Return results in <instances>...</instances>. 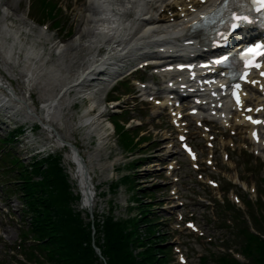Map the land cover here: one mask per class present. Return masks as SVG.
Listing matches in <instances>:
<instances>
[{"label": "rangeland", "instance_id": "1", "mask_svg": "<svg viewBox=\"0 0 264 264\" xmlns=\"http://www.w3.org/2000/svg\"><path fill=\"white\" fill-rule=\"evenodd\" d=\"M31 1L35 2V4L30 8ZM59 1V2H58ZM53 0V5L56 7L54 11L52 12L51 19H43L41 18V21L43 25H46L48 30L43 31L44 32V37H48L52 35L54 39H56L57 42H62L63 45L66 48H70L71 45H75V40L77 38V44H84L82 41L81 34L84 30L83 26L87 24L85 22V18L87 17V7H88V1L89 0H84V6L79 7L77 10V2L73 0ZM58 2V5L57 3ZM37 4H48V0H0V24L3 22V20H7V23L12 24L15 26L17 29L16 30H23L26 31L27 29H30L28 25L21 20L19 16L23 13H29V19L33 21L32 16L35 18H40L42 16V12H32V9L35 7L39 9ZM81 4V2L79 3ZM78 4V5H79ZM4 6V8L2 6ZM8 7V9L6 8ZM37 9V11H38ZM11 12V13H10ZM32 12V16H31ZM15 13V15H13ZM35 20V19H34ZM34 22V21H33ZM35 22H38L35 20ZM34 22V23H35ZM38 25L37 23H35ZM42 26V25H38ZM57 29H55L54 27ZM27 27V29H26ZM42 28H37L33 29L32 31H29L28 34L29 36L34 35L33 38H37L38 35L40 34V31ZM82 29V31H80ZM49 32V33H47ZM68 32H71L73 35L68 38ZM42 41V39H41ZM43 43V41H42ZM41 43V44H42ZM38 44V45H41ZM48 47H50L48 45ZM63 50V49H62ZM53 51V50H52ZM48 53L50 52V57H48V60L50 63L53 61V55L50 50L47 51ZM85 51H73L71 49H67V51H63L61 54V57L64 59L62 61L63 63V70L60 72V74L68 79L76 78L77 77V65L76 67L73 66L74 63L77 62V56H79L80 59L83 58ZM55 54V53H54ZM59 55V54H58ZM56 56V55H55ZM57 58V56H56ZM0 67L3 68V66L0 64ZM17 70V69H16ZM20 70V78H21V84L20 88L21 91L23 92L24 90V85H23V79L25 78V74L22 70V66L19 68ZM18 71V70H17ZM22 71V72H21ZM7 73V72H6ZM16 75V74H15ZM26 79V78H25ZM24 79V80H25ZM44 79V83H46L51 79L50 77H46V73L43 72L41 75V79H38L37 81H32V86L34 88V94H33V109L36 110L41 107L40 103L44 99L42 98L41 94L38 92V88L42 87V85H39V82ZM17 81L13 82L15 85ZM14 85V86H15ZM56 86V89H55ZM124 88H117L118 90H114L110 93V96L112 97L113 100L120 99V106L114 110V113L120 114V117H118V120H114L111 115H105L104 112V107H106V104L103 103L106 91L99 92L96 89L97 93H94L93 97L97 100V107L95 111L91 114L92 117H95L98 115L100 112L102 113V120L100 121L102 124L99 126V130L95 129L94 132L90 134H86L87 128L84 127H79L78 123V118H80L81 112L83 108H86L90 105V101H85L83 103V100L78 102L76 106L73 107L72 102L68 101L66 103H59L55 105L56 107L53 108L52 111V116H54V120L57 121L54 123H58V126L66 139L74 140L73 142L76 143L77 147L80 149L82 152L83 157L88 163L89 166V171L92 173L93 177V184L96 189V193L98 194V198H94V206L88 210L85 208V206L82 204L81 199L77 200V203H73V208L81 214L84 223L86 225L92 223V222H98L100 225L103 224V221L105 217L109 214L108 211L111 209L112 215L114 218L117 220H122L125 221L129 217L133 218L135 217L134 215L138 212L137 209V203L142 204L143 202H146L149 204L151 207L152 204H155L151 210L154 213V216L157 221H159V218L165 217L166 221L165 224L166 226L164 229H160L157 233L158 236L162 234H168L171 236L169 240L167 241V244H175L178 242L177 238L172 235V227L174 225L170 221V213H171V208L172 205L169 203L171 199L169 196L165 193V187H168V184L163 181V179L160 177L159 172H160V165L158 163H153L152 165L148 164L147 162L144 163V165L140 168H136L135 166L132 167V161L137 160L133 156H129L130 154L128 153L129 151V146L126 147L125 144L127 142L131 144V142H135L134 137L139 139V137L142 136H147L153 141L156 138L150 137L147 135L149 132L145 128H143L142 125H138L137 127L136 124L139 122L138 118L141 116L144 117H150V114L152 113V109L148 108L147 105H142L137 103V105H134V103L131 101V97L136 96L132 93V86L131 84H125ZM130 86V87H129ZM50 87L55 89L54 95L58 92L59 84L56 85L50 84ZM52 89V90H53ZM125 93V94H123ZM53 95V96H54ZM83 95H77V98H83ZM31 100L29 99V103ZM67 104V105H66ZM66 105V108H65ZM62 107V110H59ZM145 107V108H143ZM65 108V109H64ZM62 111L63 115L61 117H57V112ZM72 112V113H71ZM59 114V113H58ZM164 115V114H163ZM7 116L4 112H0V119L3 118L5 121H7L8 124L12 125V120L11 119H6ZM133 119V121L131 119ZM138 119V120H137ZM77 120V121H76ZM165 115L163 116L162 122L163 126L165 123ZM132 121V122H131ZM148 121V120H146ZM120 124H123L125 128H122ZM139 124V123H138ZM156 126H161L156 124ZM100 127H105L109 131L108 137H104V139H100V133L103 134L104 132L100 129ZM109 127V128H108ZM31 130H34L36 133H40L36 136L43 137V139L52 137V135L48 132L43 130L44 128L40 127V125L37 124V126H29ZM75 128H77L75 130ZM126 130L131 131L130 132H125ZM33 131V132H34ZM106 131V130H105ZM34 132V133H35ZM44 134H41V133ZM100 132V133H99ZM107 132V131H106ZM137 134V135H135ZM7 135V132H6ZM194 137V135H193ZM58 138L54 139H49V140H44L46 143L51 142L52 147H56ZM85 139V140H84ZM141 141V140H140ZM149 141V142H150ZM127 144V145H129ZM148 143L141 144L137 148H133L135 150H138L139 148L142 147H147ZM64 145V144H63ZM92 145V147L90 146ZM61 151L62 157H64L63 161V167L65 169V172L69 175V183L71 184L73 195L77 197L79 195V187L77 180L73 176V172L75 170L74 165L72 164V149L70 146L64 148V149H59ZM139 151V150H138ZM139 153H146L145 155L142 156H156L159 155L158 151H148L145 152L139 151ZM121 158H123L121 160ZM180 159L183 160V157H180ZM244 160H248L249 165L248 167H240V174L247 176L250 169V172L255 173V179H260V171L258 167L255 164V161L247 154H243L241 156V163L243 166ZM185 162V161H183ZM237 174L236 170L230 174V176H235ZM133 185H137L135 188ZM153 187H155V192H153ZM141 190H145L144 192ZM141 192V193H139ZM154 193V198H151L150 195L151 193ZM99 194L101 195L99 197ZM142 195V196H141ZM81 198V197H80ZM136 199L137 202L134 200ZM254 201L257 199L254 198ZM99 202V203H97ZM97 203V204H96ZM84 207V208H83ZM149 207V208H150ZM130 208H134L130 210ZM149 208L147 209L146 213L148 216ZM41 211H35V210H30L28 212V216L25 218V220L28 222V227L30 228L31 231V223L33 222V226H35V231L34 235L36 236H41L45 232L46 229L42 225H39V221L37 220V215ZM93 212L96 219H92L90 217V213ZM89 213V214H88ZM87 214V215H86ZM98 217H97V216ZM23 213L22 215L17 213L14 224L13 223H7L4 227H0L2 234L0 235V259L6 258V253L9 248L14 247L16 244H22L21 248L22 251L28 252L29 247L26 246L24 243L28 242L31 239V234L27 230V225L25 223V220L23 218ZM34 216V217H33ZM86 219V220H85ZM160 222L162 223L163 220L160 219ZM205 222V221H204ZM239 222H237L238 224ZM262 230L264 231V221L262 222ZM255 225V224H254ZM249 228V224H247ZM259 227V226H258ZM4 228H6V231H4ZM208 228V227H207ZM22 230H26L23 232ZM250 230V229H249ZM213 237H215L214 240H212L213 244L208 242L207 240H202L199 241V247L197 246L196 239L193 238L191 241L192 245L195 246L197 249V252L193 251L191 252V246L188 244H184L186 249H190L189 253L191 254L192 260L194 264H200V258L202 256L206 257L207 261L209 264L212 263V259H215L218 256V252L221 250V243H217V238H220V234L217 231H213ZM162 233V234H161ZM160 234V235H159ZM244 236H239L237 238V241L242 244V241L244 240ZM263 239V238H262ZM164 240V237L162 238ZM190 243V242H189ZM190 243V244H191ZM166 245V243H165ZM19 246V245H17ZM241 252V250H240ZM242 253V252H241ZM216 256H212V255ZM176 258V256H175ZM18 259L21 261V264H26V258L23 256H19ZM248 259V255L242 256V259L240 261L245 262ZM19 264V263H18Z\"/></svg>", "mask_w": 264, "mask_h": 264}, {"label": "bare ground", "instance_id": "2", "mask_svg": "<svg viewBox=\"0 0 264 264\" xmlns=\"http://www.w3.org/2000/svg\"><path fill=\"white\" fill-rule=\"evenodd\" d=\"M170 2H172V4L175 3L177 6H181L180 15L182 14V12L185 13V17L179 18V21H176V25L170 24L166 19L157 18L155 14L156 7L163 8L165 6H168ZM205 5L206 4H202L200 0H89L88 9L92 13V17L89 21L90 29L89 33L87 32V35H89V37L91 38L93 37V39L89 41L88 45H81V43L77 44V41L75 40V45H71L70 48L68 47L65 49V46L63 45L57 46L56 43H50L54 49H63L62 52L67 51V49H71L76 52L85 51L83 58L80 59L79 56H77V62L73 64L74 67H76L77 65L78 68L77 77L72 78L73 80L71 79L69 81L64 80L62 75H58V72H60V67L56 68L53 65H47L46 63H44L45 54L43 51L46 48L43 49L40 47V45L38 46V41H20V38H22V34L20 32L12 35L15 41L18 42L16 46H20L21 48L20 52L23 51L25 53V61L22 60L21 56H19L18 53V55L16 54L18 48L14 47L12 51H8L6 48L7 44L2 43L1 47L3 50V54L8 59H4V56L0 55V64L8 72L7 75L11 76V80L15 78L17 79V77L15 76V72L20 65L22 66L25 78H29L31 76L29 79L36 78L35 81H37L38 79H41V75L43 72L46 73V77L51 78L48 82L46 80V83H44V79L39 82V85H42V87L38 88V92L42 95V98H45L42 102L43 107L41 109V112L39 113L32 111L31 107L27 104V92H22L21 90L18 91L14 87L15 84L9 79L6 74H4L3 71L0 70V86L7 90V95L9 96L10 100H13L14 104H19V102H17V100H19L22 103L21 107H24L26 109L29 107V110H31L35 114L34 117L30 114L31 117H33L34 119H38L44 125H48L52 129V132H54L55 135L59 137V142L64 144L66 143L71 147V158L79 164V172L82 175L81 178L82 182L84 183V186L81 184L82 191H85V193L88 192V194H86L85 196L88 204H91V199L93 198L92 195L94 194V184L92 183L88 163L86 160H84L85 158L83 157L82 152L77 149V147L74 148V140L72 141L70 139H66L65 136H63L61 130H59L58 124H55L53 122L54 116H52V110L54 104L58 101V99L60 103L67 102L68 99L71 100L72 98L73 100L77 99L78 101H81V99L77 97H72L74 93H76L77 95L81 94L85 96L83 98V103L85 101L91 102L90 105L85 108L86 110H83L81 112V125L88 129L86 134L94 132L95 129L99 130V126L102 124L100 121L102 120L103 115L100 112L95 117H92L91 114L94 112V108L97 107V103L93 98H91L95 90L91 93H88V90L93 87L91 82L98 81V79L100 78L98 77V75L103 74L101 69H103L105 65H113V68L119 67V65H121L127 58H131V55L134 52H141L144 49L145 52H147L146 48L152 45V38L154 35L153 33H148L147 30L142 34H140L139 32L144 25H149L148 23L150 22L152 24L165 23L166 26L163 33L164 37L162 38H164V42L167 43L166 45L173 48L182 46L181 42L189 40L183 39L184 37L180 36L181 34H184L188 31V29L184 25L185 18H189L195 15L199 10L203 9ZM190 6H192L195 11H191L189 9ZM2 7L4 8V6ZM6 8L8 9V7ZM21 20H28L26 14ZM25 21L24 23H26ZM27 25L30 28V31H32L36 27L32 23ZM7 27L9 26L6 25V36L8 37L10 35V30ZM3 34H5V30L3 28H0V39ZM42 36L43 34L41 33L37 38H42ZM160 37L161 35L155 37V40ZM32 39L37 40L36 38ZM40 56L43 57L44 65H42L41 62L37 60ZM58 57L60 59L62 58L60 55H58ZM114 62L115 64H113ZM86 64H88V68L83 69V66H85ZM113 74H109V78H112ZM18 75L20 76V72H18ZM5 80H7L8 83H5ZM57 82L61 85V92L56 93L53 96L52 92L54 91V89L52 90L50 84H54ZM17 84L20 85L21 81H17ZM100 85L101 83H98L96 87ZM102 87L103 86H100V88ZM64 92L65 94L62 96ZM3 101V103L6 104V108L11 109V107H9L6 103L7 100L3 98ZM74 102L76 103V101ZM4 104L0 103V112H4L5 110L10 115L8 110L5 109ZM62 115L63 114H58L57 112L58 118ZM100 129L104 132L103 134L99 132L101 136L100 139L102 140L104 139V137H108L109 131L107 130V128L100 127ZM81 158L83 159V161ZM73 176L77 179V172H73ZM140 209L145 210V206L140 205Z\"/></svg>", "mask_w": 264, "mask_h": 264}, {"label": "trees", "instance_id": "3", "mask_svg": "<svg viewBox=\"0 0 264 264\" xmlns=\"http://www.w3.org/2000/svg\"><path fill=\"white\" fill-rule=\"evenodd\" d=\"M52 8H50V15ZM47 182L52 186L49 201L44 208L47 220H54L52 228L57 231L52 242L54 264H100L92 246L91 224L86 225L81 214L75 213L71 204L74 198L69 191L67 177L57 161L49 170ZM153 197V195H152ZM136 227L131 220L120 221L108 217L100 225L96 223L97 245L101 248L107 264H169L165 247L155 235V226L147 214ZM145 224V226H144ZM247 244L243 251L253 257L254 264H264V240L259 236L245 233ZM146 240V242L144 241ZM55 244H60L55 248ZM54 245V246H53ZM138 247H145L135 253ZM240 264L225 257L219 264Z\"/></svg>", "mask_w": 264, "mask_h": 264}, {"label": "snow or ice", "instance_id": "4", "mask_svg": "<svg viewBox=\"0 0 264 264\" xmlns=\"http://www.w3.org/2000/svg\"><path fill=\"white\" fill-rule=\"evenodd\" d=\"M262 6H264V0H259Z\"/></svg>", "mask_w": 264, "mask_h": 264}]
</instances>
